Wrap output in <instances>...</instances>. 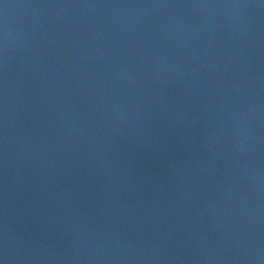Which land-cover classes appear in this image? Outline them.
Wrapping results in <instances>:
<instances>
[{
  "label": "water",
  "instance_id": "obj_1",
  "mask_svg": "<svg viewBox=\"0 0 264 264\" xmlns=\"http://www.w3.org/2000/svg\"><path fill=\"white\" fill-rule=\"evenodd\" d=\"M0 260L264 264V0H0Z\"/></svg>",
  "mask_w": 264,
  "mask_h": 264
},
{
  "label": "clouds",
  "instance_id": "obj_2",
  "mask_svg": "<svg viewBox=\"0 0 264 264\" xmlns=\"http://www.w3.org/2000/svg\"><path fill=\"white\" fill-rule=\"evenodd\" d=\"M0 264H5V261L4 260H0Z\"/></svg>",
  "mask_w": 264,
  "mask_h": 264
}]
</instances>
